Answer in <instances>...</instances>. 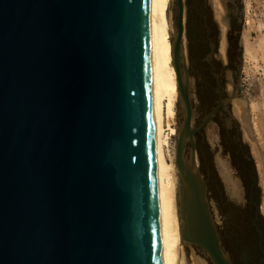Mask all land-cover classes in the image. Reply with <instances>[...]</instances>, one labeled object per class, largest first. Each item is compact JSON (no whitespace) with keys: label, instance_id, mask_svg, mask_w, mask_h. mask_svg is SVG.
Listing matches in <instances>:
<instances>
[{"label":"water","instance_id":"water-1","mask_svg":"<svg viewBox=\"0 0 264 264\" xmlns=\"http://www.w3.org/2000/svg\"><path fill=\"white\" fill-rule=\"evenodd\" d=\"M183 15L175 0L182 236L234 264L194 153L230 98L193 128ZM157 108L155 0H0V264H167Z\"/></svg>","mask_w":264,"mask_h":264},{"label":"rangeland","instance_id":"rangeland-1","mask_svg":"<svg viewBox=\"0 0 264 264\" xmlns=\"http://www.w3.org/2000/svg\"><path fill=\"white\" fill-rule=\"evenodd\" d=\"M173 5L174 2H172V7ZM223 11L224 14L222 16L227 19L228 13L225 10ZM203 16L204 14L200 13L198 19L201 21ZM235 18L238 31L240 32L239 50L237 51V57H239L237 64L240 68L238 71L239 88L235 90L233 74L232 72H228L225 74L223 81V95L230 98L227 106L232 115L233 125L238 127L243 144L248 148L253 161L258 164L252 150V144L264 143L262 135L264 133V59L259 60L257 63L247 61L244 58L241 37L246 38L251 45H256L259 40L264 39V29L262 28L264 25V0H240V9ZM191 35L195 37L193 31ZM184 39L187 48V38ZM190 76L192 86L190 93L194 110L192 126L196 128L208 114L209 109L205 106H198L199 104L196 100L197 93H195L194 89V82L197 83V79L193 74ZM199 93L198 96L200 97L201 94L199 95ZM238 99L244 105L246 122H242L240 116L233 113L234 103ZM252 105H255L256 109H253ZM213 121H210L203 131L196 135V144L200 161H205L207 164L205 169L201 170V173L204 178L210 175L208 195L211 212L218 228L223 248L235 264L237 263L239 253H242L243 249L244 251H249L253 248L249 245L251 242V218L249 211L245 209L247 195L241 188V183L235 172V164L227 157V152H223L222 148L219 147L222 139L221 136L225 134L221 126H216V123ZM211 140L214 141V144L211 143ZM204 146L209 148L210 154ZM205 154H208L206 158L204 157ZM257 171L259 172L258 167ZM260 175L261 178H264L261 170L259 177ZM262 189L264 190L263 187ZM240 233L243 239L239 237L241 236ZM185 255L189 264L195 262V258L203 259L205 263L209 264L204 256L190 245L185 247Z\"/></svg>","mask_w":264,"mask_h":264},{"label":"bare ground","instance_id":"bare-ground-1","mask_svg":"<svg viewBox=\"0 0 264 264\" xmlns=\"http://www.w3.org/2000/svg\"><path fill=\"white\" fill-rule=\"evenodd\" d=\"M184 1V15L183 24L186 27L189 23H198L196 20L197 5L195 0H183ZM190 1V4H189ZM172 2L174 5L172 7ZM214 5L215 17L220 24L222 32L221 43L219 47L220 54L224 57L226 51L225 31L226 24L224 23V9L221 5V0H211ZM175 0H155V27H156V50H157V85H158V108H157V122H158V146L161 156V178H162V196H163V211H164V249L167 264H189L185 255V247L187 246L182 236V225L179 218L177 193H178V176L175 166V138L177 136V129L180 124V91L178 84V74L175 69L174 58V17L172 20V14L174 13ZM172 8V9H171ZM264 29V25L262 26ZM185 36V35H184ZM185 37H183L184 57L185 64L187 66V72L189 73V86H191V76L188 66L190 60L188 57V49L185 44ZM244 58L247 61H253L257 63L259 60L264 59V39L257 42L256 45L249 44L248 40L241 37ZM188 45V40H187ZM262 57V58H261ZM193 68V67H192ZM194 70V68H193ZM199 83L194 82L195 93H197L198 106H205L208 108V100L206 101L205 95L198 96ZM201 88V85H200ZM191 94V93H190ZM206 102V103H205ZM253 109H256L255 105H252ZM233 113L238 114L242 122H246V115L244 112V105L239 101H235L233 106ZM230 122V120H229ZM227 122V126L230 124ZM263 142H264V133ZM261 135V136H262ZM214 144V141L211 140ZM206 151L210 154V150L207 146H204ZM189 156L191 154V147L188 148ZM200 150V149H199ZM252 150L257 159V167L264 174V143L252 144ZM195 167L198 170H204L206 162H201L199 159V152L197 144L195 145ZM208 154H205L206 158ZM205 160V159H204ZM208 173V172H207ZM205 180L210 186V175L206 176ZM261 186L264 188V178H261ZM264 215V203L261 209ZM195 262L192 264H207L202 259L195 258Z\"/></svg>","mask_w":264,"mask_h":264},{"label":"flooded vegetation","instance_id":"flooded-vegetation-1","mask_svg":"<svg viewBox=\"0 0 264 264\" xmlns=\"http://www.w3.org/2000/svg\"><path fill=\"white\" fill-rule=\"evenodd\" d=\"M194 4L197 5L198 9L196 18L198 23H194L192 26L189 23L185 35L188 40L187 51L190 60L188 68L190 75H195L197 84L199 83L198 89L201 93H198L202 96L205 95L204 99L209 102V114L219 104L217 89L223 94L225 74L232 72L235 81V73L238 68L237 62L239 61L237 51L239 50L240 38L235 15L239 12L240 0H221L223 9L228 13L227 19L224 17L223 20L226 24L224 37L226 51L224 57L219 52L222 32L215 17L213 3L211 0H195ZM200 13L204 14L201 21L198 19ZM192 31L195 33V37H192ZM209 55L210 60L208 62ZM223 97L225 96L223 95ZM219 112L213 119L216 126H221L225 134L221 136L219 147L222 148L223 152H227V157L235 164V172L241 183V188L247 195L245 209L249 211L251 218V242L249 245L253 248L249 251L243 249L242 253H239L235 264H264V215L261 212L264 202V190L261 187L257 164L250 156L248 148L243 144L238 127L236 126V128L233 124L228 127L226 113L222 109ZM239 237L242 238V235ZM243 245L245 244L243 243Z\"/></svg>","mask_w":264,"mask_h":264}]
</instances>
